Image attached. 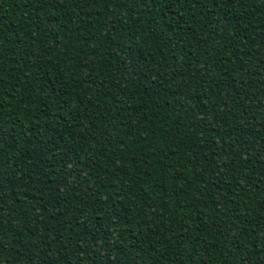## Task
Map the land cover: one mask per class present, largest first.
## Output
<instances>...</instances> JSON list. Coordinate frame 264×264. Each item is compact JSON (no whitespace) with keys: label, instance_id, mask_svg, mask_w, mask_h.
Instances as JSON below:
<instances>
[{"label":"trees","instance_id":"obj_1","mask_svg":"<svg viewBox=\"0 0 264 264\" xmlns=\"http://www.w3.org/2000/svg\"><path fill=\"white\" fill-rule=\"evenodd\" d=\"M0 264H264V0H0Z\"/></svg>","mask_w":264,"mask_h":264}]
</instances>
